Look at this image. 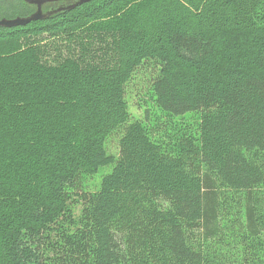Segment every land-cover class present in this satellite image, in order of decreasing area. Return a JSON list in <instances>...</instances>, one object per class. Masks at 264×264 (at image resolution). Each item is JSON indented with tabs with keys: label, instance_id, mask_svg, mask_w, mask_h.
Segmentation results:
<instances>
[{
	"label": "trees",
	"instance_id": "16d2710c",
	"mask_svg": "<svg viewBox=\"0 0 264 264\" xmlns=\"http://www.w3.org/2000/svg\"><path fill=\"white\" fill-rule=\"evenodd\" d=\"M60 32L76 46L52 63L36 39ZM148 60L165 116L130 122ZM192 112L199 136L174 119ZM0 264H264V0H92L0 27Z\"/></svg>",
	"mask_w": 264,
	"mask_h": 264
},
{
	"label": "rangeland",
	"instance_id": "374dc122",
	"mask_svg": "<svg viewBox=\"0 0 264 264\" xmlns=\"http://www.w3.org/2000/svg\"><path fill=\"white\" fill-rule=\"evenodd\" d=\"M109 18L110 16L103 17L102 20ZM36 40V43L47 44V50L49 52L48 59L52 63L58 59L60 54H62V56L70 54L71 50L76 46L73 37L68 35L66 32H60L56 35L44 33ZM100 54L104 59L105 57L103 56V53L100 52ZM159 70L160 66L158 62L148 60L135 71L132 78L127 83L126 99L131 115L130 122L144 120L147 109H150L162 116L164 115V113L155 105L154 98L152 96V83L158 76ZM174 119L178 122L190 124L193 131L199 136L198 127L201 122V115L198 112L188 113L182 117H174ZM124 131V127L118 128L108 137L106 141V149L108 153L114 155L116 158L119 156L120 140ZM112 167L113 165L104 166L99 169L98 173L92 176H85L83 181L84 189L89 191L98 190L103 177L107 173L111 172ZM77 198L78 197H76V199ZM81 210L82 203L79 201L73 206V211L76 217H79Z\"/></svg>",
	"mask_w": 264,
	"mask_h": 264
},
{
	"label": "water",
	"instance_id": "95a60500",
	"mask_svg": "<svg viewBox=\"0 0 264 264\" xmlns=\"http://www.w3.org/2000/svg\"><path fill=\"white\" fill-rule=\"evenodd\" d=\"M25 2L34 5L36 7V10L26 16H16L13 18H7L3 17L0 18V27H15V26H25L31 23L32 21H37V20H43L51 17L54 14H57L59 12H64V11H70L75 9L76 7L87 3L92 0H24ZM60 1H66L69 4L68 6H63L60 5L56 8H52L48 11L43 10V6L47 3H55V2H60Z\"/></svg>",
	"mask_w": 264,
	"mask_h": 264
},
{
	"label": "flooded vegetation",
	"instance_id": "af4514ba",
	"mask_svg": "<svg viewBox=\"0 0 264 264\" xmlns=\"http://www.w3.org/2000/svg\"><path fill=\"white\" fill-rule=\"evenodd\" d=\"M68 2H66V1H60V2H55V3H47V4H45L44 6H43V10L46 12V11H48V10H50V9H52V8H56V7H58V6H60V5H63V6H68L69 4H67ZM35 10H36V7H35ZM71 11V10H70ZM66 12H68V11H64V12H62V13H66Z\"/></svg>",
	"mask_w": 264,
	"mask_h": 264
}]
</instances>
